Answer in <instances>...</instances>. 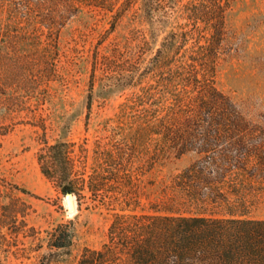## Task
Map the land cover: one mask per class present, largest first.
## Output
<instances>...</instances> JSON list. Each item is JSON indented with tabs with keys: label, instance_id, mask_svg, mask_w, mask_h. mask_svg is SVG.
I'll list each match as a JSON object with an SVG mask.
<instances>
[{
	"label": "rangeland",
	"instance_id": "rangeland-1",
	"mask_svg": "<svg viewBox=\"0 0 264 264\" xmlns=\"http://www.w3.org/2000/svg\"><path fill=\"white\" fill-rule=\"evenodd\" d=\"M192 1L201 2L0 0V264H41L49 234L61 223L72 222L74 238L69 251H59L60 264H78L86 248L107 242L111 214L89 198L80 205L75 194L71 214L66 194L42 173L37 152L44 138L88 139L92 149L104 134L103 121L132 92L113 82L138 70L140 58L161 46L174 17L188 12ZM227 26L216 85L258 125L251 147L264 148V0H234ZM199 158L195 151L172 153L139 175L145 210L167 205L187 214L264 219V163L258 156L245 170L227 173L211 199L183 203L175 180ZM222 172L209 178L217 183Z\"/></svg>",
	"mask_w": 264,
	"mask_h": 264
},
{
	"label": "trees",
	"instance_id": "trees-1",
	"mask_svg": "<svg viewBox=\"0 0 264 264\" xmlns=\"http://www.w3.org/2000/svg\"><path fill=\"white\" fill-rule=\"evenodd\" d=\"M233 1H192L174 17L161 46L113 82L132 92L103 121L92 149L88 139H43L37 159L44 176L80 205L89 198L111 214L107 242L86 248L78 264H264V219L187 214L167 205L146 211L136 182L165 156L195 151L199 160L175 184L183 203L200 204L221 191L227 173L245 170L256 156L264 163V148L251 147L258 125L216 85ZM259 138L264 143V134ZM218 171L224 178L216 183L209 176ZM49 235L41 264H60L59 251L73 245L72 222Z\"/></svg>",
	"mask_w": 264,
	"mask_h": 264
},
{
	"label": "water",
	"instance_id": "water-1",
	"mask_svg": "<svg viewBox=\"0 0 264 264\" xmlns=\"http://www.w3.org/2000/svg\"><path fill=\"white\" fill-rule=\"evenodd\" d=\"M66 198L68 200V209H74V199H75V204H76V197L74 194L69 193L66 195Z\"/></svg>",
	"mask_w": 264,
	"mask_h": 264
},
{
	"label": "bare ground",
	"instance_id": "bare-ground-1",
	"mask_svg": "<svg viewBox=\"0 0 264 264\" xmlns=\"http://www.w3.org/2000/svg\"><path fill=\"white\" fill-rule=\"evenodd\" d=\"M66 205H67V208H68V200H67V198H66ZM74 209H68L69 210V212L71 213V214H73V213H75L76 212V204H75V199H74Z\"/></svg>",
	"mask_w": 264,
	"mask_h": 264
}]
</instances>
